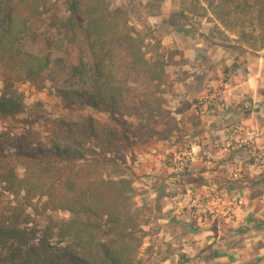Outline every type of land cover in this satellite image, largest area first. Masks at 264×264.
<instances>
[{"label":"trees","instance_id":"trees-1","mask_svg":"<svg viewBox=\"0 0 264 264\" xmlns=\"http://www.w3.org/2000/svg\"><path fill=\"white\" fill-rule=\"evenodd\" d=\"M183 1L166 20L176 28L185 27L178 19L190 22L207 13L216 28L234 32L241 14L264 27V0ZM63 4L61 14L57 0H0V117L23 113L19 84L53 92L60 103L50 114L37 110L31 121L43 120L44 135L31 128L0 131V198L8 195L0 199V264H138L149 235L147 210L133 202L124 153H114L117 140L130 135L117 117L126 107L123 88L113 85L106 69L110 44L127 47L130 64L150 71V79L167 77L154 71L160 61L145 57L143 39L121 2ZM49 19L54 32L45 29ZM39 33L49 50L24 49V41ZM80 107L106 119L80 113ZM172 254L169 242H159L150 256L161 264Z\"/></svg>","mask_w":264,"mask_h":264},{"label":"rangeland","instance_id":"rangeland-1","mask_svg":"<svg viewBox=\"0 0 264 264\" xmlns=\"http://www.w3.org/2000/svg\"><path fill=\"white\" fill-rule=\"evenodd\" d=\"M111 1L121 2L127 8L130 23L143 39L145 57L150 61H160L154 71H162L167 77V82L161 79V83L150 79V71L130 64L127 47L110 44L111 58L105 68L111 71L115 79L113 85L123 88L126 107L124 114L117 117L130 135L126 141L117 140L114 153H124L125 163L133 173L132 187L136 191L133 202L147 210L145 229L149 235L143 240L138 264H151L155 260L150 254L161 242L157 228L169 219V203L177 193L176 184L192 177V163H215L226 156L220 152L222 148L234 147V141L229 139L221 141L223 144L216 140L215 145H204L205 135L201 132L193 134L198 120L197 114L188 111V102H219L225 89L245 80L250 74L246 61L252 59L254 52L264 55L261 41L264 27L255 18L247 19L241 14L234 32L221 24L216 28V21L207 13L205 17H191L190 22L178 19L177 23L185 27L176 28L166 20L171 13L183 7V2L187 3L183 0ZM63 2L57 0L61 14L65 12ZM51 26H54V22L49 19L45 29L54 32ZM23 48L32 53L49 50L40 33L24 41ZM54 57L60 58L59 55ZM186 73L190 74L188 80L177 82ZM18 87L25 96L24 111L0 117V131L12 128L14 132H21L31 128L44 135L39 128L43 120L31 121L39 109L47 114L60 109L58 99L53 92L37 91L28 83L19 84ZM79 111L100 120L106 119L82 107ZM211 154L213 159L209 158ZM199 174L197 177L201 178ZM7 196L0 199L6 201ZM56 216L68 217L63 213ZM156 264H159L158 261Z\"/></svg>","mask_w":264,"mask_h":264},{"label":"crops","instance_id":"crops-1","mask_svg":"<svg viewBox=\"0 0 264 264\" xmlns=\"http://www.w3.org/2000/svg\"><path fill=\"white\" fill-rule=\"evenodd\" d=\"M254 53L246 61L250 74L229 85L219 102H188L198 120L193 134L203 133L204 145L223 144L232 126L250 131L251 139L243 146L229 139L234 147L221 149L224 159L192 163V177L176 184L169 219L159 230L174 254L161 264H264V160L254 164L248 157L264 156V55ZM212 194L222 200L210 209L203 197Z\"/></svg>","mask_w":264,"mask_h":264},{"label":"built area","instance_id":"built-area-1","mask_svg":"<svg viewBox=\"0 0 264 264\" xmlns=\"http://www.w3.org/2000/svg\"><path fill=\"white\" fill-rule=\"evenodd\" d=\"M241 132L245 133L246 137H245L244 140H242L239 137V134ZM228 138L235 140V142H237V144L239 146H243V145H246L247 143L250 142L249 139H251V133H250V131H243L241 127L234 126V127L229 129ZM209 158L213 159L214 156L211 154L209 156ZM249 158L252 161V163H254V164H259V163H261L264 160V156H262V154H258V153H254V152L250 154ZM180 169H182V167ZM221 200H222V196L218 195V194H212V195H209V196H204L203 197V205L205 207L207 206L210 209H212L213 207H217L221 203Z\"/></svg>","mask_w":264,"mask_h":264}]
</instances>
